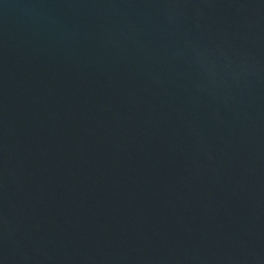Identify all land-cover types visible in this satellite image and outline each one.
<instances>
[{"label":"water","instance_id":"obj_1","mask_svg":"<svg viewBox=\"0 0 264 264\" xmlns=\"http://www.w3.org/2000/svg\"><path fill=\"white\" fill-rule=\"evenodd\" d=\"M0 264H264V0H0Z\"/></svg>","mask_w":264,"mask_h":264}]
</instances>
